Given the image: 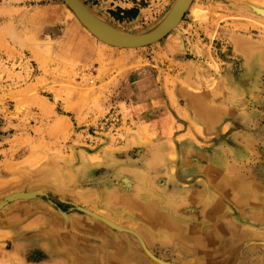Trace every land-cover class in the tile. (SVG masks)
Wrapping results in <instances>:
<instances>
[{
    "label": "rangeland",
    "instance_id": "rangeland-1",
    "mask_svg": "<svg viewBox=\"0 0 264 264\" xmlns=\"http://www.w3.org/2000/svg\"><path fill=\"white\" fill-rule=\"evenodd\" d=\"M82 2L138 35L177 0ZM104 44L64 0H0V264H147L102 216L164 264L209 260L173 237L175 220L264 239V0H194L155 44ZM134 75L162 88L156 106L135 104ZM235 177L249 201L227 197ZM202 196L218 199L212 220ZM249 246L264 259V242Z\"/></svg>",
    "mask_w": 264,
    "mask_h": 264
},
{
    "label": "bare ground",
    "instance_id": "bare-ground-1",
    "mask_svg": "<svg viewBox=\"0 0 264 264\" xmlns=\"http://www.w3.org/2000/svg\"><path fill=\"white\" fill-rule=\"evenodd\" d=\"M103 44V43H102ZM104 46H108L104 44ZM108 47H111L108 46ZM111 48H114L111 47ZM117 49V48H115ZM119 49V48H118ZM132 50V48H130ZM135 49V48H134ZM133 49V50H134ZM39 59V58H38ZM258 185L264 188V178H261L258 180ZM248 186L249 182L245 180L244 178L241 177H235L230 183L229 186V194L230 196H227L228 198L232 199L234 202H241V201H249V195H248ZM196 203L200 204L202 208L200 209V206L198 209L201 212L200 218L201 220H212L213 218V212L214 210L217 209L216 203L218 202V199L212 198V197H203L198 201H195ZM220 210V209H219ZM90 211V209H89ZM222 211V210H221ZM93 212V211H92ZM217 212V211H216ZM100 214V213H98ZM96 214V215H98ZM185 214H191V212L188 210H185ZM226 215V214H225ZM224 215V216H225ZM101 216V215H99ZM193 217H199L198 216V211L193 212ZM100 219L99 217H97ZM102 221H104L103 224L110 228H117L121 232L125 234H129L131 236L137 237L140 242H141V247L143 249V254L148 256V261L147 264H164L165 260L161 261L158 258H156V254L152 251L151 248H149V244H147L144 236L137 230H131L129 227H126L124 224L122 225L118 221L107 217V216H102ZM215 219V218H214ZM198 220V219H197ZM200 220V219H199ZM222 221V220H221ZM198 221L195 219L192 220V222L186 223L184 226H181L180 223L172 222V226L175 228L174 230H170L172 233L173 237L178 240H185L188 238L189 240V245L194 244V248L198 250H205V255L209 257V260H203L202 264H208L209 261H214L215 259L217 260V264H254L253 259L251 258V247L249 244L254 243V241H261L264 242V239L260 238V240H257V238H252V237H257V236H252L250 238L248 237V231H243L236 229L237 224L234 222H221V224L218 226V228L215 231L209 232L208 230L206 232L197 230L198 226ZM201 223V222H200ZM213 223V222H212ZM191 225V226H189ZM212 225V224H211ZM209 226V225H208ZM212 228H210L211 230ZM243 229V228H242ZM197 230L198 233H204L205 235H200L195 232ZM137 231V232H136ZM126 237H128L126 235ZM147 244V245H146ZM217 244V247H219L220 252L218 253V250H214V246ZM149 246V247H148ZM130 248H132L130 246ZM133 249V248H132ZM243 254H242V250ZM129 249L127 246H122V254L124 256L127 255V251ZM150 252H149V251ZM213 250V251H211ZM129 252V251H128ZM131 252V250H130ZM134 254H131V256H137L140 254L138 250L133 251ZM212 253V254H211ZM249 254L248 258H246V254ZM129 256V255H128ZM211 257V258H210ZM89 260V258L87 259ZM141 260V259H140ZM151 260V261H150ZM143 261V260H141ZM252 261V262H251ZM146 262V261H145ZM144 262V263H145ZM256 264H264V259H262L260 262H257Z\"/></svg>",
    "mask_w": 264,
    "mask_h": 264
},
{
    "label": "water",
    "instance_id": "water-1",
    "mask_svg": "<svg viewBox=\"0 0 264 264\" xmlns=\"http://www.w3.org/2000/svg\"><path fill=\"white\" fill-rule=\"evenodd\" d=\"M80 21L100 40L118 48H141L155 44L172 33L182 22L194 0H177L165 20L154 30L132 35L120 31L94 14L82 0H64Z\"/></svg>",
    "mask_w": 264,
    "mask_h": 264
},
{
    "label": "crops",
    "instance_id": "crops-1",
    "mask_svg": "<svg viewBox=\"0 0 264 264\" xmlns=\"http://www.w3.org/2000/svg\"><path fill=\"white\" fill-rule=\"evenodd\" d=\"M132 75V74H131ZM132 86L133 97L135 99V104L137 106H144L145 108H149L156 106L161 100L163 95L162 88L159 87L155 82V84H151L150 88L147 85L148 82H151V79L142 76H132Z\"/></svg>",
    "mask_w": 264,
    "mask_h": 264
}]
</instances>
